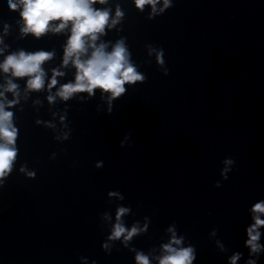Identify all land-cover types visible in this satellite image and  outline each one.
Masks as SVG:
<instances>
[{
    "label": "clouds",
    "instance_id": "1",
    "mask_svg": "<svg viewBox=\"0 0 264 264\" xmlns=\"http://www.w3.org/2000/svg\"><path fill=\"white\" fill-rule=\"evenodd\" d=\"M160 0H134L135 6L143 11L145 6H151L152 14H157V4ZM106 4L107 0H7V5L12 11H19L23 26L22 34H29L37 38L47 32L59 33L70 27V35L64 47L63 66L72 64L76 69L75 80L61 85L55 95H49V103H53L56 97L67 101L77 93L94 95V90L99 89L102 93H109V100H114L126 92L125 84H135L143 81L145 77L140 74L130 62V54L123 40H119L107 51V44H97L101 35L105 34L106 27H114L124 15L117 7L115 18L110 20L107 9H96L94 4ZM171 6L170 0H163V7L159 12ZM53 22H58L53 24ZM7 31V25L5 26ZM2 43V40H0ZM91 51L89 52V50ZM3 49H0V53ZM53 52L38 51L28 53L19 51L5 57L0 63V70L10 74L4 91L0 92V183L11 173L14 161L17 158L15 147L18 129L13 125V112L8 110L19 102V86L13 82V78H27L26 89L39 91L45 86V71L42 64L53 57ZM157 62L163 64V52L157 54ZM64 75L63 72L54 69L51 80L47 87L49 91L58 83L57 77ZM6 92H12L14 99L7 100ZM63 120V117L61 118ZM39 123V121H38ZM67 139V136L64 137ZM123 146V145H121ZM225 165H233V159H225ZM98 164L97 167H101ZM23 171V169H21ZM231 168L225 167L220 175L223 181L229 179L228 173ZM34 176V173H29ZM214 187H222L221 181H216ZM116 193H109L115 195ZM253 223L246 228L247 247L250 256H254L264 250L261 245V228H264V199L254 203L250 209ZM128 212L127 208L120 207L116 212V223L113 226L109 240H119L123 237L125 242L132 239L142 229L133 226L130 230L125 228L121 217ZM147 226H145L146 229ZM172 231V229H169ZM215 234V231L213 232ZM182 243V238H176L173 232L172 239L163 245L164 255L158 258L159 264H193L196 259L194 246L174 247ZM108 247L107 244L104 245ZM223 246L221 245V248ZM242 253L237 251L229 257L228 264H237L242 258ZM136 264H151L149 258L137 253ZM246 264H257L255 259H249Z\"/></svg>",
    "mask_w": 264,
    "mask_h": 264
}]
</instances>
